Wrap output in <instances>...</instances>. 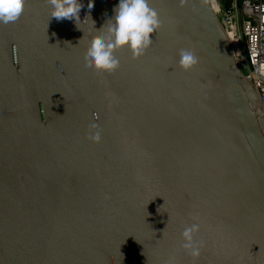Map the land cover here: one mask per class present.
Masks as SVG:
<instances>
[{
  "label": "water",
  "instance_id": "95a60500",
  "mask_svg": "<svg viewBox=\"0 0 264 264\" xmlns=\"http://www.w3.org/2000/svg\"><path fill=\"white\" fill-rule=\"evenodd\" d=\"M79 2L0 23V264H264V111L210 1L149 0L111 73L84 61L119 0Z\"/></svg>",
  "mask_w": 264,
  "mask_h": 264
},
{
  "label": "clouds",
  "instance_id": "9594fccd",
  "mask_svg": "<svg viewBox=\"0 0 264 264\" xmlns=\"http://www.w3.org/2000/svg\"><path fill=\"white\" fill-rule=\"evenodd\" d=\"M49 2L52 6L51 17L57 20L67 18L73 23L74 20L81 21L82 5L79 0H49ZM24 3L25 0H0V23L13 22L19 18ZM93 10V7L89 6L87 13L92 16ZM113 12L114 15L107 18L105 26L98 31L106 30V34L93 41L87 52L84 63L88 72L115 71L119 67V60L115 55L118 49L127 47L132 52L133 58L139 57L149 47L152 34L160 26L158 13L150 7L149 0H119ZM196 63L197 57L192 50H180L181 68L189 70ZM99 138V133L92 136L96 141ZM198 229L199 225L194 223L186 226L181 234L184 249L194 258L200 254V246L194 240V233Z\"/></svg>",
  "mask_w": 264,
  "mask_h": 264
},
{
  "label": "built area",
  "instance_id": "2783aa9c",
  "mask_svg": "<svg viewBox=\"0 0 264 264\" xmlns=\"http://www.w3.org/2000/svg\"><path fill=\"white\" fill-rule=\"evenodd\" d=\"M209 1L264 111V0Z\"/></svg>",
  "mask_w": 264,
  "mask_h": 264
},
{
  "label": "bare ground",
  "instance_id": "6f19581e",
  "mask_svg": "<svg viewBox=\"0 0 264 264\" xmlns=\"http://www.w3.org/2000/svg\"><path fill=\"white\" fill-rule=\"evenodd\" d=\"M234 52H235V50H234Z\"/></svg>",
  "mask_w": 264,
  "mask_h": 264
}]
</instances>
